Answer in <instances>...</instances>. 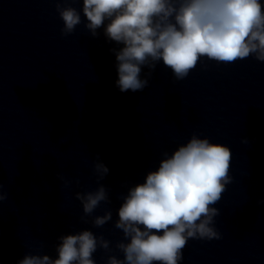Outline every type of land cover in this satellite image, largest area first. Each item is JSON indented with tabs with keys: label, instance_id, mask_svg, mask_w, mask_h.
<instances>
[{
	"label": "clouds",
	"instance_id": "9594fccd",
	"mask_svg": "<svg viewBox=\"0 0 264 264\" xmlns=\"http://www.w3.org/2000/svg\"><path fill=\"white\" fill-rule=\"evenodd\" d=\"M54 2L63 21L62 35L73 33L82 20L75 7L60 5L82 2L84 27L91 36L98 37L97 30L103 28L107 40L122 45L110 49L117 61L116 85L121 92L142 91L160 62L176 80L186 78L202 58L232 64L252 56L264 62V0ZM145 67L149 72L141 78ZM231 160L229 147L196 134L171 154L164 153L158 168L123 197L114 224L123 233L124 240L115 245L123 258L108 255L106 264H180L190 239H221L214 219L220 211L214 205L232 183ZM94 170L99 174L97 189L75 193L84 223L101 202H109V190L99 183L109 169L99 156ZM58 178L64 179L60 174ZM64 183L67 186L69 181ZM5 199L0 183V207ZM111 220L108 210L91 223L99 228ZM58 239L55 258L26 254L18 264H96L93 254L98 248L111 251L110 241L89 229Z\"/></svg>",
	"mask_w": 264,
	"mask_h": 264
}]
</instances>
